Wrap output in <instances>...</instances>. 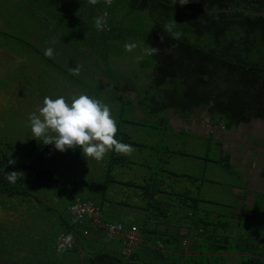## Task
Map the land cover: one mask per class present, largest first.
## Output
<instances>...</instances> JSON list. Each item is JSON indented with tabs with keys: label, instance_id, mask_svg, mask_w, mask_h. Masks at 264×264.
Masks as SVG:
<instances>
[{
	"label": "trees",
	"instance_id": "1",
	"mask_svg": "<svg viewBox=\"0 0 264 264\" xmlns=\"http://www.w3.org/2000/svg\"><path fill=\"white\" fill-rule=\"evenodd\" d=\"M127 5L130 11L147 13L151 25L143 34L144 42L160 51L150 56V78L141 91H135L134 84L129 80H122L123 90L120 93L126 97L123 91L128 87L134 94V106L140 112L126 123L152 130L167 127L172 130L168 123V111L175 117L187 118L196 109L207 113L208 125L220 124L226 131L254 118L264 121V15L259 14L264 13V0H190L184 6L178 0L177 3L173 0H127ZM170 21L176 22L173 31L182 33L179 40H173L171 33L164 31V26ZM160 35L164 36L163 42H160ZM172 45L176 47L172 48ZM120 93H116L117 98H121ZM180 131L194 134L184 129ZM156 135L153 134V137ZM115 138L125 144L145 146L131 141L118 129ZM215 145L218 158L204 156L203 159L228 168L239 178L241 184L236 187L243 191V195L252 194L249 209L231 211L222 218L211 216L212 212L200 205L208 201L193 195L189 185L185 184L197 181L198 190L200 182L205 179L174 172L162 164L173 155H187L180 149L147 145L154 154L152 164L145 159L135 161L129 156L115 155L113 150L106 163L105 189L95 192L97 201L94 197L79 198L74 194L67 206L76 198L92 200L100 212L99 225L104 222L120 223L126 228L132 225L140 242L132 244L134 248H129L128 252L122 249L112 253L83 252L79 256L80 261L85 260L87 264H176L177 258L196 255L183 254L192 252L188 244L195 239L204 242L205 251L210 252L198 254L204 255V264H225L224 259L229 253H238L233 256L234 264H264V233L254 232L251 223L240 222L242 215L246 219L255 216L252 207L259 204L256 196L264 198V192L248 189L221 141L216 139ZM38 146L47 149L42 141ZM79 149H75L72 163L78 160ZM17 155L18 158L0 154V193L8 197L27 194L18 181L10 184L5 178L7 173L19 168L34 169L41 184H55L58 176L63 178L60 175L63 171L50 178V172L32 165L30 157L19 151ZM192 157L200 158L197 155ZM35 158H43L40 151ZM9 160L15 163L9 164ZM113 164L121 168L138 164L146 168V172L138 180L120 181L110 173ZM260 174L264 176V167ZM180 180L185 182L182 184ZM109 185L110 188L106 189ZM7 223L0 221V264H57V252L77 248L78 256L83 249L78 244L80 237L90 235L91 231L104 233L101 226L93 227L87 219L73 220L69 214L68 219L61 216V230L48 245L39 242L34 245L35 248L29 249L28 237L16 234L15 228ZM85 229L88 234L82 233ZM6 234L8 237L3 239ZM59 234H71L72 246L55 250V238ZM15 236L21 240L16 242ZM118 239L122 244V240ZM13 243V248H10L9 244ZM172 243H178L177 248L167 247ZM39 246L41 248L36 249Z\"/></svg>",
	"mask_w": 264,
	"mask_h": 264
},
{
	"label": "rangeland",
	"instance_id": "2",
	"mask_svg": "<svg viewBox=\"0 0 264 264\" xmlns=\"http://www.w3.org/2000/svg\"><path fill=\"white\" fill-rule=\"evenodd\" d=\"M19 1V7L11 9L17 12L12 28L1 29L8 36L0 33V154L18 158L19 151L30 157V163L36 168L47 169L50 178L63 171L60 174L63 178L58 176L55 184L46 185L39 183L40 178L34 169L19 168L16 171L22 172L24 176L18 183L27 194L19 193L8 197L0 193V221L8 222L6 225L14 227L16 234L27 236L30 241L29 249L35 248L34 245L39 242L48 245L61 230V216L68 219L67 204L72 195L76 194L79 198L94 197V201H97L95 192L105 189V169L110 153L97 161L84 156L79 149V158L72 163L75 150L69 149L61 153L55 150L54 145H47V149L39 147L38 143L42 140L33 136L27 126V118L37 105L42 104L45 96L53 99L64 96L70 102L72 95L85 94L110 105L117 129L131 141L145 145L137 147L129 144L135 149L129 157L135 161L145 159L152 164L154 154L146 147L152 144L167 145L187 153L173 155L162 164L174 172L205 179L200 182L198 190L197 181L190 184L180 180V183L185 182L193 195L208 201L200 205L209 209L211 216L219 215L222 218V215L231 211L244 212V209L250 208L252 194L243 195L242 190L233 189L240 186L239 178L228 168L209 161L210 158L219 156L215 145L217 139L221 141L222 147H227L226 150L232 152V160L236 164L241 166L251 163L246 171L248 179L258 177L259 168L248 161L247 151L250 148L244 142L255 147L259 142L254 143L247 134L243 136L241 127L226 131L220 124L210 126L206 121L207 113L202 109L192 111L187 118L175 117L174 113L168 111V123L172 130L168 127L152 130L126 123L140 112L134 106V94L128 87L123 92L130 99L120 93L123 90L122 80H129L134 84L135 91L139 92L146 86L151 73V58L143 51L147 46L143 34L151 25L146 12L130 11L127 0H110L109 3L98 0L95 5L89 4L88 0ZM98 17L104 23V28L100 31L95 27ZM130 42L137 47L132 52H127L124 45ZM49 47L53 49L51 57L44 54ZM77 66H80V72L73 75L70 69ZM117 92L121 98L116 97ZM179 129L197 134L178 132ZM153 134L157 135L153 137ZM261 143L264 146V137ZM254 146L252 147L255 148ZM39 151L43 155L42 159L35 158ZM114 154L119 155L115 151ZM204 156L209 159H203ZM241 170L245 172L244 169ZM145 172L146 168L138 164H130L127 168L113 164L110 169L111 175L120 181L138 180ZM109 188L110 185L106 189ZM256 198L259 204L252 207L255 216L246 219L242 215L240 222L251 223L255 228L252 227L254 232L264 233V198L258 195ZM6 237L7 234L3 239ZM14 238L16 242L21 240L18 236ZM26 241L27 239L24 240ZM14 244H9L10 248ZM78 244L83 252L90 253H112L124 249L118 238L97 231L80 237ZM177 246L178 243L167 245L170 248ZM40 248L41 246L36 249ZM133 248L134 245L130 250ZM188 248L192 252H206L205 243L195 239L190 240ZM76 249L57 252V264H87L85 260L80 261ZM224 261L225 264H234L235 260L233 256L227 255ZM175 262L204 264L206 259L204 255L197 254L177 258Z\"/></svg>",
	"mask_w": 264,
	"mask_h": 264
},
{
	"label": "clouds",
	"instance_id": "3",
	"mask_svg": "<svg viewBox=\"0 0 264 264\" xmlns=\"http://www.w3.org/2000/svg\"><path fill=\"white\" fill-rule=\"evenodd\" d=\"M88 2L95 5L98 0H88ZM173 2L177 3V0ZM189 2L190 0H178L181 6ZM175 24V21H170L164 26V31L171 33L173 40H179L182 33L173 31ZM95 27L97 31L103 30L102 18L96 19ZM163 40L164 36L160 35V42ZM136 47L137 45L131 42L124 45L127 52H132ZM175 47L176 45H172V48ZM143 51L145 55L153 56L158 54L160 49L148 45ZM44 54L51 57L53 49L46 48ZM70 71L73 75H78L80 66ZM27 120V126L30 127L34 137L42 140L44 145H54L55 150L61 153L80 148L84 156L100 161L113 150L125 156L135 151L131 145L115 138L117 124L112 116L111 106L85 94L72 95L70 102L64 96L55 99L45 96L42 104L37 105ZM14 163V160H9V164ZM23 176L22 172L12 171L7 173L5 178L10 184H15ZM68 239H71V234Z\"/></svg>",
	"mask_w": 264,
	"mask_h": 264
},
{
	"label": "crops",
	"instance_id": "4",
	"mask_svg": "<svg viewBox=\"0 0 264 264\" xmlns=\"http://www.w3.org/2000/svg\"><path fill=\"white\" fill-rule=\"evenodd\" d=\"M19 5H20L19 0H0V33H4V31L1 29H11L12 28V22L17 12L16 11L13 12L11 9L12 7L15 8V6L19 7ZM51 35L52 37H54L53 34ZM5 36H8V34ZM239 127H241V130L243 131V136L247 134L250 136V140L252 139L254 143L259 142V144L255 147L253 144L242 141L250 148L248 151L246 150L248 161H252V164L253 163L256 164L259 168L258 177L254 180L250 178L248 179L246 171H247L248 166H250L249 164L251 163L248 162L246 165H241V166L239 164H236L232 160V152L229 150L230 160L231 162H233V164L235 163L234 165L236 166L235 167L236 170L240 171L242 181L245 182L246 187L248 189L255 191V192H264V176L260 174L261 169L264 167V146L261 143V139L262 137H264V122L258 118H254V119H251L248 123H239L235 128H232V129H237ZM260 131H262V133ZM191 133H194V132H191ZM194 134H197V133H194ZM252 146H254L255 148H253ZM241 168L244 169L245 172H242ZM233 189L241 190L238 187H233ZM77 245L78 244H76V247ZM82 255H83V251L80 250L78 252V256H82Z\"/></svg>",
	"mask_w": 264,
	"mask_h": 264
},
{
	"label": "built area",
	"instance_id": "5",
	"mask_svg": "<svg viewBox=\"0 0 264 264\" xmlns=\"http://www.w3.org/2000/svg\"><path fill=\"white\" fill-rule=\"evenodd\" d=\"M110 0H106L109 3ZM67 210L73 220L87 219L93 227L99 225V209L92 200L74 199L68 206ZM101 229L104 233L113 237H118L122 240L124 251L128 252L130 246L137 241V230L134 226L124 227L120 223L104 222L101 223ZM83 234H88V230L82 231ZM74 243L73 239H68V236L59 234L55 238V250L61 248H69Z\"/></svg>",
	"mask_w": 264,
	"mask_h": 264
},
{
	"label": "water",
	"instance_id": "6",
	"mask_svg": "<svg viewBox=\"0 0 264 264\" xmlns=\"http://www.w3.org/2000/svg\"><path fill=\"white\" fill-rule=\"evenodd\" d=\"M259 14H261V15H264V13H259ZM261 120V119H260ZM263 121V120H262ZM264 122V121H263ZM137 243L138 242H140V241H136ZM124 250V249H123ZM125 252V251H124ZM123 252V253H124ZM213 254H218V253H214V252H212ZM183 254H210V252H183ZM220 254H225V253H220ZM226 255H231V256H237L238 255V253H229V254H226Z\"/></svg>",
	"mask_w": 264,
	"mask_h": 264
}]
</instances>
